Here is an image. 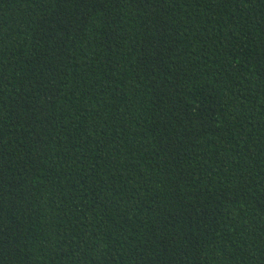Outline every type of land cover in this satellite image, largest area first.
Returning <instances> with one entry per match:
<instances>
[{
    "label": "trees",
    "instance_id": "obj_1",
    "mask_svg": "<svg viewBox=\"0 0 264 264\" xmlns=\"http://www.w3.org/2000/svg\"><path fill=\"white\" fill-rule=\"evenodd\" d=\"M0 264H264V0H0Z\"/></svg>",
    "mask_w": 264,
    "mask_h": 264
}]
</instances>
